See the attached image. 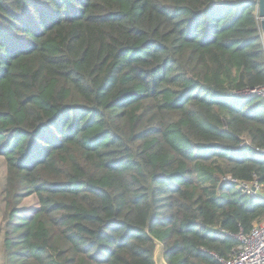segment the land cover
Returning a JSON list of instances; mask_svg holds the SVG:
<instances>
[{"label": "trees", "instance_id": "1", "mask_svg": "<svg viewBox=\"0 0 264 264\" xmlns=\"http://www.w3.org/2000/svg\"><path fill=\"white\" fill-rule=\"evenodd\" d=\"M263 87L258 0H0L5 264H221L264 220L223 182L264 186Z\"/></svg>", "mask_w": 264, "mask_h": 264}, {"label": "built area", "instance_id": "2", "mask_svg": "<svg viewBox=\"0 0 264 264\" xmlns=\"http://www.w3.org/2000/svg\"><path fill=\"white\" fill-rule=\"evenodd\" d=\"M253 92L264 96V87L255 89ZM262 151L264 152V149ZM223 182L234 183L238 189L249 195H261V189L264 187L257 180L240 181L231 175L223 178ZM226 233L237 241V246L229 258L215 255L221 264H264V220L254 223L249 232L240 226L238 232L227 231Z\"/></svg>", "mask_w": 264, "mask_h": 264}, {"label": "rangeland", "instance_id": "3", "mask_svg": "<svg viewBox=\"0 0 264 264\" xmlns=\"http://www.w3.org/2000/svg\"><path fill=\"white\" fill-rule=\"evenodd\" d=\"M7 168L6 162L3 156L0 155V264H5L4 257V238L6 231V219H5V186H6ZM264 195V187L261 189ZM39 208L38 199L35 195H29L23 199L18 207V210L31 217Z\"/></svg>", "mask_w": 264, "mask_h": 264}, {"label": "water", "instance_id": "4", "mask_svg": "<svg viewBox=\"0 0 264 264\" xmlns=\"http://www.w3.org/2000/svg\"><path fill=\"white\" fill-rule=\"evenodd\" d=\"M258 18L260 20L262 38L264 43V0H258ZM156 247L154 251V258L156 264H168L165 258V247L161 241L155 239Z\"/></svg>", "mask_w": 264, "mask_h": 264}]
</instances>
